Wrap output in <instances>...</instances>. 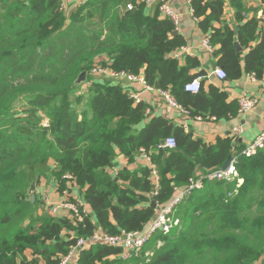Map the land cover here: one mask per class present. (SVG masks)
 Listing matches in <instances>:
<instances>
[{
    "label": "trees",
    "instance_id": "16d2710c",
    "mask_svg": "<svg viewBox=\"0 0 264 264\" xmlns=\"http://www.w3.org/2000/svg\"><path fill=\"white\" fill-rule=\"evenodd\" d=\"M66 2L0 0V264H60L78 239L95 231L142 232L192 178H204L203 187L177 207L173 216L180 225L169 234H155L130 259L121 249L91 246L79 252L76 264L261 262L264 149L245 157L233 138L206 143L164 117L150 119L148 105L135 104L130 90L114 80H93L87 88L75 82L82 72L91 81L93 67L107 66L158 83L192 117L232 116L238 104H227V94L214 88L208 96L202 82L199 93L185 91L199 77L191 74L198 63L186 58L183 65L174 57L185 41L161 15L159 0L151 12L147 0ZM191 7L210 46L219 47L227 79L264 76V34L250 48L259 20L246 21L237 12L238 52L234 30L222 24L223 1L191 0ZM170 138L175 149L163 150ZM142 149L151 166L124 167L114 175L119 156L133 165ZM235 157L240 187L205 178ZM51 179L61 190L75 185L90 217L81 223L52 215L37 193Z\"/></svg>",
    "mask_w": 264,
    "mask_h": 264
},
{
    "label": "crops",
    "instance_id": "0c3cea01",
    "mask_svg": "<svg viewBox=\"0 0 264 264\" xmlns=\"http://www.w3.org/2000/svg\"><path fill=\"white\" fill-rule=\"evenodd\" d=\"M85 0H67V7H73ZM158 0H149L147 3V11L151 12ZM224 2V16L222 17V24L229 25L233 30L238 28L236 24V14L242 11L246 21L256 18L260 22V29L257 35V40L251 45V49L255 47L262 39L264 34V0H215ZM167 2L176 9L180 14V26L177 34L180 35L184 41L185 46L178 51V60L180 64H185L186 58L195 60L198 65L191 70V74L202 77V84L205 93L209 96L210 89L214 88L225 94L228 98L226 103L233 102L238 104V110L235 115H228L227 117L217 118L216 116L207 117H192L189 113L172 109L165 104L162 98L157 93H144L142 95L143 102L148 105L147 115L152 117H164L174 123L175 126L182 127L186 132L191 133L195 138H201L206 143H215L218 138H233L236 147L244 149L250 142H253L261 133L263 129L264 119V76L253 81L250 74H244L241 78L236 80H219L213 74L220 68L218 65L219 57L216 56V51L219 47H211L210 52L203 45L204 39L208 36L203 32L199 26V19L192 13L191 0H167ZM220 24H216V27ZM223 26V25H222ZM239 31V28H238ZM235 36V33H234ZM239 42V41H238ZM240 45V43H239ZM241 47V46H240ZM242 50V47H241ZM111 80V79H110ZM129 89V86L124 85ZM139 92V90H136ZM242 96L258 98L259 105L253 112L242 114L239 111V100ZM198 118H201L199 120ZM144 124L142 125V127ZM241 127L243 129L240 135H235L234 130ZM151 163L144 160L142 157L138 158L133 165L127 163V159L119 156L115 171H119L124 167L129 169H137L139 167L151 166ZM37 193L42 201L48 200L56 202L63 199L79 200L84 203L83 194L72 183H68L66 190H61L60 184L57 180H43L37 187ZM29 256V254H27ZM258 264H264V257Z\"/></svg>",
    "mask_w": 264,
    "mask_h": 264
},
{
    "label": "built area",
    "instance_id": "2783aa9c",
    "mask_svg": "<svg viewBox=\"0 0 264 264\" xmlns=\"http://www.w3.org/2000/svg\"><path fill=\"white\" fill-rule=\"evenodd\" d=\"M64 3L66 0H62ZM160 6L159 11L161 15L170 20L176 30L178 31L180 26L181 16L173 8L167 0H159ZM82 3V2H81ZM149 4V0H147ZM132 7L129 6V9ZM193 13V11H192ZM203 45L210 52L212 48L209 44V39L206 38L203 41ZM183 49V48H182ZM175 58H178V53L174 55ZM91 81H86V87L92 85L93 80L100 78H107L114 80L120 84L129 86L130 98L134 100L135 104H140L143 102L142 95L144 93H157L167 106L172 109H176L187 113L172 96V94L167 90L156 89L155 86L150 85L143 75H135L127 73L125 71H114L107 66H95L90 72ZM219 80H227L226 72L218 68L214 74ZM250 78L255 81L256 76L250 75ZM202 77H198L193 81L187 83L184 87L185 91L192 94H197L201 90V81ZM139 90L137 92L136 90ZM259 105L258 98H252L248 96H242L239 100V111L242 114H248L253 112L256 107ZM201 120V118H198ZM243 129L241 127L234 130L235 135H240ZM176 143L175 140L170 138L161 146L163 150H172L175 149ZM264 149V119H263V129L259 136L253 141L250 142L241 152L242 156L252 157L255 156L260 150ZM141 157L151 162L150 157L146 152L141 150ZM237 158H233L229 163L227 168L221 169L212 174H208L205 178L209 181H227V182H236L237 186L240 187L243 184V179L240 177L239 171L236 167ZM114 175L117 174V171L114 170ZM70 181V177H66ZM153 179L157 188L159 187V177L155 170H153ZM204 178H192L189 181L188 187L184 189H176L173 199L167 203L165 206L160 208L155 219L149 224V226L142 232H121L117 235L108 234L101 231H95L89 237H82L78 239L77 243L71 247L69 253L64 256L60 264H76L79 252L83 249L89 248L91 246H106L112 248L121 249L123 259H130L133 256H138L143 251L144 247L152 239V237L157 233H163L164 235L169 234L174 227L179 225V220L174 219L173 214L175 213L177 207L181 202L190 195L194 190H199L203 187ZM48 209L52 215H68L69 217L77 219L78 222H84L86 218L90 217V211L86 208L83 202L79 200H70L68 197L66 199L49 202Z\"/></svg>",
    "mask_w": 264,
    "mask_h": 264
},
{
    "label": "water",
    "instance_id": "95a60500",
    "mask_svg": "<svg viewBox=\"0 0 264 264\" xmlns=\"http://www.w3.org/2000/svg\"><path fill=\"white\" fill-rule=\"evenodd\" d=\"M234 33H235V36H234V46H235L236 50L238 52H240L241 51V47H240L239 42H238V28L237 27H234ZM174 35H177V32H175ZM86 80H87V72H82L78 76V78H77V80L75 82V86H81V85H83L86 82ZM155 87H156V89H160V86H159L158 83L156 84ZM231 159L232 158H230L229 161L226 163L225 168L228 167L229 163L231 162ZM34 201H35V196H32V202H34ZM152 207L155 208L156 207V204L155 203H152Z\"/></svg>",
    "mask_w": 264,
    "mask_h": 264
},
{
    "label": "rangeland",
    "instance_id": "374dc122",
    "mask_svg": "<svg viewBox=\"0 0 264 264\" xmlns=\"http://www.w3.org/2000/svg\"><path fill=\"white\" fill-rule=\"evenodd\" d=\"M86 81H87V80H86ZM82 86H83V88H87V87H86V86H87V85H86V82H85ZM117 173H118V172H117ZM45 202H46V204H47V208H48V206H49V202H50V201L48 200V198L46 199ZM158 212H159V210H158ZM158 212H157V214H158ZM156 216H157V215H156ZM174 219H175V218H174ZM177 220H178V219H177ZM179 225H180V222H179ZM141 253H142V252H141Z\"/></svg>",
    "mask_w": 264,
    "mask_h": 264
}]
</instances>
